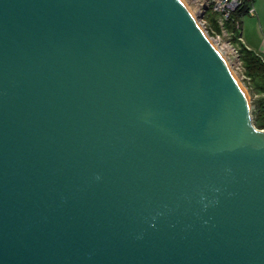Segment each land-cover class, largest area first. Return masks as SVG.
Listing matches in <instances>:
<instances>
[{
	"label": "water",
	"instance_id": "95a60500",
	"mask_svg": "<svg viewBox=\"0 0 264 264\" xmlns=\"http://www.w3.org/2000/svg\"><path fill=\"white\" fill-rule=\"evenodd\" d=\"M182 0H0V264H264V130Z\"/></svg>",
	"mask_w": 264,
	"mask_h": 264
},
{
	"label": "trees",
	"instance_id": "16d2710c",
	"mask_svg": "<svg viewBox=\"0 0 264 264\" xmlns=\"http://www.w3.org/2000/svg\"><path fill=\"white\" fill-rule=\"evenodd\" d=\"M245 6L242 10H238L232 15L231 21L228 23V27L232 31H236L234 22L238 21L243 15H248V10L251 8L253 0H244ZM249 6V7H248ZM210 22L215 29H218L216 22V16H210ZM238 47L234 46L240 57L244 75L247 79V86L254 96L253 105V121L257 129L264 130V60L255 51L248 49L241 42V36L239 39H233Z\"/></svg>",
	"mask_w": 264,
	"mask_h": 264
},
{
	"label": "built area",
	"instance_id": "2783aa9c",
	"mask_svg": "<svg viewBox=\"0 0 264 264\" xmlns=\"http://www.w3.org/2000/svg\"><path fill=\"white\" fill-rule=\"evenodd\" d=\"M193 3L196 5L198 16H202L199 19V24L210 40L220 48H231L235 53L236 59L240 62L239 53L232 45L235 37L234 31L228 27V23L231 21L234 13L244 8L246 5L244 0H193ZM209 12H212L211 14L216 16L218 29L212 26L210 19H206ZM254 14V9L250 8L248 15ZM234 25L236 30H239L241 27L239 20L235 21Z\"/></svg>",
	"mask_w": 264,
	"mask_h": 264
},
{
	"label": "crops",
	"instance_id": "0c3cea01",
	"mask_svg": "<svg viewBox=\"0 0 264 264\" xmlns=\"http://www.w3.org/2000/svg\"><path fill=\"white\" fill-rule=\"evenodd\" d=\"M250 7L254 9L255 14L243 15L239 18L241 42L264 60V0H253Z\"/></svg>",
	"mask_w": 264,
	"mask_h": 264
},
{
	"label": "rangeland",
	"instance_id": "374dc122",
	"mask_svg": "<svg viewBox=\"0 0 264 264\" xmlns=\"http://www.w3.org/2000/svg\"><path fill=\"white\" fill-rule=\"evenodd\" d=\"M183 3L190 9L191 13L194 12V18L196 19L198 16V12L196 11V5L195 3H193V0H182ZM212 12H209L208 15L206 16V19H210L209 17L213 16L211 14ZM241 30H237L235 32V37L236 39H239V37L241 36ZM232 45L238 47L237 43L233 40L232 41ZM215 46V45H214ZM217 47V46H215ZM217 49L219 50L220 53H222L225 57H226V62H228L230 70L232 71L234 77L236 78L237 82L240 84V86L242 87V89L244 90V92L246 93V96L248 98V101L250 103V106L252 107L254 105V96L251 94L248 86H247V79L244 75V70L242 67V64L236 59L235 57V53L229 56V52H227V49L224 48L226 50V53H224V50L221 51L220 47H217Z\"/></svg>",
	"mask_w": 264,
	"mask_h": 264
},
{
	"label": "bare ground",
	"instance_id": "6f19581e",
	"mask_svg": "<svg viewBox=\"0 0 264 264\" xmlns=\"http://www.w3.org/2000/svg\"><path fill=\"white\" fill-rule=\"evenodd\" d=\"M189 9V8H188ZM190 10V9H189ZM191 12V11H190ZM192 15H193V17L195 16L194 15V12H192ZM196 17V16H195ZM213 43V42H212ZM214 44V43H213ZM215 46H217L216 44H214ZM217 47H219V46H217ZM217 47H216V49H217ZM227 49V52H229V56L232 54H234V51L231 49V48H226ZM218 50V49H217ZM222 50H224V53H226V54H228L227 52H226V50L224 49V48H221V51ZM219 51V50H218ZM221 55H222V57L224 58V60L226 61L227 59H226V57L222 54V53H220ZM227 64H228V62H226ZM228 66H229V64H228Z\"/></svg>",
	"mask_w": 264,
	"mask_h": 264
}]
</instances>
